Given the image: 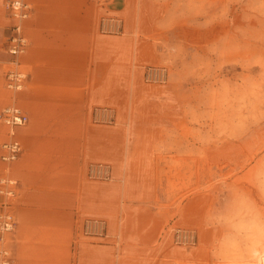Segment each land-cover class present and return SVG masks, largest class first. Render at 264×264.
I'll return each mask as SVG.
<instances>
[{
    "label": "rangeland",
    "instance_id": "1",
    "mask_svg": "<svg viewBox=\"0 0 264 264\" xmlns=\"http://www.w3.org/2000/svg\"><path fill=\"white\" fill-rule=\"evenodd\" d=\"M6 2L0 0V112L22 91L5 86L12 23ZM128 5L120 13L101 12L97 31L101 17L117 16L122 32L124 26L125 34L137 38L138 58L129 64L136 91L123 93L121 107L97 106L114 111L112 124L93 123V108L90 122L120 124L124 130L135 119L133 131L148 138L139 147L149 148V160L161 165L155 170L149 163V176L155 170L165 183L166 200H172L161 206L174 208L152 242L155 255L160 253L162 264H258L256 254L264 253V0H130ZM147 66L164 68L166 82L146 83ZM2 125L0 120V144L8 139ZM10 164L0 160V177ZM2 190L0 212L13 198ZM155 196L149 189V200H158ZM85 219L79 224L82 242L108 237L104 219L106 238L83 236ZM176 229L193 231L195 242L176 243Z\"/></svg>",
    "mask_w": 264,
    "mask_h": 264
},
{
    "label": "crops",
    "instance_id": "2",
    "mask_svg": "<svg viewBox=\"0 0 264 264\" xmlns=\"http://www.w3.org/2000/svg\"><path fill=\"white\" fill-rule=\"evenodd\" d=\"M24 1L31 8L22 30L28 46L18 68L26 80L14 104L28 121L14 129L22 152L7 167L15 188L5 207L16 225L0 246L11 264H162L152 242L174 208L161 206L172 202L155 173L161 165L139 147L148 138L133 131L135 119L124 130L90 122L92 108L121 107L123 93L136 91L129 64L138 58L137 38L124 26L118 36L97 31L101 12L120 13L130 0ZM92 162L108 163L112 179L87 180ZM152 188L158 200H149ZM89 217L106 220L105 240L79 239Z\"/></svg>",
    "mask_w": 264,
    "mask_h": 264
},
{
    "label": "built area",
    "instance_id": "3",
    "mask_svg": "<svg viewBox=\"0 0 264 264\" xmlns=\"http://www.w3.org/2000/svg\"><path fill=\"white\" fill-rule=\"evenodd\" d=\"M5 9L8 17L12 20L7 37V52L11 56V68L5 75V86L13 92L22 90L26 74L19 70L18 57L21 56L28 40L23 35V22L28 19L30 14V5L24 0H7ZM98 30L104 35H120L122 33V20L117 16H103L98 21ZM167 73L162 67L147 66L143 70V80L146 83L162 84L166 82ZM115 119V113L111 108L95 107L91 112V120L96 124H112ZM1 123L7 130L8 139L1 144L0 160L5 164L15 161L22 151V145L15 138L14 129L27 124V116L14 103L5 105L0 112ZM86 177L96 181H108L111 179V168L103 163H91L85 171ZM14 181L5 176L0 177V186L2 192L6 195H13L12 187ZM15 218L13 214L5 210L0 212V234L10 233L15 228ZM81 234L85 237L104 239L106 238V223L99 218H86L81 224ZM174 241L178 244H193L195 234L191 230L176 229ZM10 251L0 246V264H10Z\"/></svg>",
    "mask_w": 264,
    "mask_h": 264
},
{
    "label": "bare ground",
    "instance_id": "4",
    "mask_svg": "<svg viewBox=\"0 0 264 264\" xmlns=\"http://www.w3.org/2000/svg\"><path fill=\"white\" fill-rule=\"evenodd\" d=\"M256 259L258 260V264H264V253L256 254Z\"/></svg>",
    "mask_w": 264,
    "mask_h": 264
}]
</instances>
